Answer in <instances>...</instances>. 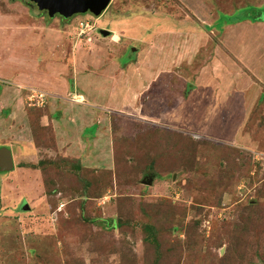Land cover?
<instances>
[{
	"label": "rangeland",
	"instance_id": "1",
	"mask_svg": "<svg viewBox=\"0 0 264 264\" xmlns=\"http://www.w3.org/2000/svg\"><path fill=\"white\" fill-rule=\"evenodd\" d=\"M262 11L264 0H111L65 19L0 0V86L25 65L51 72L16 84L29 128L0 106V147L15 155L0 172V264H264ZM210 61L215 78L198 88ZM70 90L106 112L109 166L61 150L58 115L42 123Z\"/></svg>",
	"mask_w": 264,
	"mask_h": 264
},
{
	"label": "crops",
	"instance_id": "2",
	"mask_svg": "<svg viewBox=\"0 0 264 264\" xmlns=\"http://www.w3.org/2000/svg\"><path fill=\"white\" fill-rule=\"evenodd\" d=\"M17 53H15L16 55ZM25 54V51H24ZM214 61H210L209 63H206V65H204L201 68V71L199 73V75L196 76V82H198V88H203L202 86V82L205 83L203 80H208L209 82L212 81V78H215V76L211 75V73H207V69L210 67H213ZM66 68L68 70L69 73H71V69L72 67L67 64ZM228 65H225L224 68L225 70H229ZM26 69L25 72H22L20 75H15L13 79L11 78H6L4 79L5 82H8L10 85H4V86H0V106L3 105V109H5L4 107H9L10 109H12V113H9V118L11 119L13 116V114L15 115V122L19 123L22 120L26 122L25 126L26 127H30V118L27 115V112L25 111L26 109H23L20 107V104L23 103V101H25V98L23 99L24 95H22L21 92H23V88H19L16 85L19 81H20V77L22 78L24 75H33V74H37V72L42 73L43 75H45L46 77H51V72H48V69H43V70H39V68L37 66L33 67L31 69H27L29 67H27L25 65L24 67ZM77 68V66H76ZM32 70V71H31ZM51 70V69H50ZM78 71V70H77ZM94 74L96 73H92L89 72L87 74V76H84V78H81V76L77 73L76 76V82H80L82 79L84 80H88V79H92V78H96V77H92ZM126 75V73H122V74H118V76H112L114 78L112 79H108L109 81H115V82H119L122 81V77ZM52 77H57L55 74ZM64 78L63 82H64V86L68 85V81H67V77H65V75L61 76V78ZM87 77V78H86ZM121 77V79H120ZM126 77V76H125ZM119 78V79H118ZM128 79V77H127ZM66 80V81H65ZM205 80V81H206ZM17 81V82H16ZM98 81V80H97ZM100 82V81H99ZM15 85V86H14ZM54 87H58L56 85L50 84V90H48V92H59V89L55 88V89H51ZM72 86V85H71ZM217 87V86H216ZM16 88V89H15ZM19 88V89H17ZM132 88V86H131ZM67 88L64 87L63 88V92H65ZM69 89V88H68ZM104 88H102L101 90L103 91ZM126 89V88H125ZM20 90V97L22 95V97L20 98L17 95V91ZM131 91H133V88L130 89ZM8 92L12 93V97L8 98V102L5 101L4 98H6V94ZM72 90H70V95H71V99L69 98H61L58 99L56 97H52L50 99H52L49 103V108H47V110L42 113L41 118L42 119V123H43V119H50L51 118V114H56L59 116V118L57 119H52L51 121L53 125H54V136L56 140V143L58 145V147L63 150L66 149V151L68 152H79L81 154V152H84V156L86 157L85 159H87L90 162H94L96 164H100L102 166H109V161H110V157L112 160L113 157V142H112V136L109 132L110 128L108 127V124L106 123L107 121V115L105 114L106 112H103L102 108L100 109L99 106H95L90 102H86V103H80L81 100H83L86 96H84L81 93H74L71 92ZM46 92V91H45ZM47 92V93H48ZM48 93V94H49ZM79 97L80 100H75L74 97ZM50 97V96H49ZM74 98V99H73ZM87 99V97H86ZM66 100V101H65ZM69 100V101H68ZM21 102V103H20ZM185 103H187L186 101H184ZM135 102H133L131 100V105H134ZM111 106L113 107V105L111 104ZM20 107V108H19ZM192 114V113H191ZM37 116V115H36ZM16 117H18V119H16ZM22 118V119H20ZM13 119V118H12ZM37 121V117L35 118ZM44 124V123H43ZM57 128H56V125ZM69 130V131H68ZM230 142H232V140H229ZM7 146V145H6ZM4 146V147H6ZM9 148V147H8ZM27 148V147H26ZM28 148H33L31 144H29ZM12 155H13V160L15 161V155L14 152L11 150ZM70 155V154H68ZM80 156V155H78ZM80 159L82 158L81 156L79 157ZM113 161V160H112ZM15 165V162H14ZM109 169V168H108ZM23 210V209H22ZM23 211H27V210H23ZM3 215V212L0 213V216Z\"/></svg>",
	"mask_w": 264,
	"mask_h": 264
},
{
	"label": "water",
	"instance_id": "3",
	"mask_svg": "<svg viewBox=\"0 0 264 264\" xmlns=\"http://www.w3.org/2000/svg\"><path fill=\"white\" fill-rule=\"evenodd\" d=\"M37 5L40 11L46 12L52 18L60 16L69 19L72 16L80 13H92L100 16L110 5L111 0H27ZM102 33L107 36L105 31ZM14 160L12 152L7 147H0V172H10L14 170ZM153 178L149 181L145 180L142 183L150 185ZM23 210H29L28 204L22 206Z\"/></svg>",
	"mask_w": 264,
	"mask_h": 264
},
{
	"label": "trees",
	"instance_id": "4",
	"mask_svg": "<svg viewBox=\"0 0 264 264\" xmlns=\"http://www.w3.org/2000/svg\"><path fill=\"white\" fill-rule=\"evenodd\" d=\"M263 12V11H262ZM264 13V12H263ZM244 19H246L245 17H243V19L242 18H230L228 21H227V23H232V22H235V21H237V20H244ZM252 20H254V21H264V16H263V14L262 15H257V16H254V17H252ZM36 111H38V110H36ZM39 112V117L42 115V112L43 111H41V110H39L38 111ZM31 120H33V119H31L30 118V124H31ZM117 163V162H116ZM151 177H153V176H151ZM154 179V178H153ZM153 182H154V180L152 181V184H153ZM142 184H144V183H142ZM152 184H150V185H147V184H144V185H147V186H151ZM148 229V225H146L145 226V231ZM153 233V232H152ZM151 237H152V242H154L155 243V241H157V237H156V234L154 233V235H151Z\"/></svg>",
	"mask_w": 264,
	"mask_h": 264
},
{
	"label": "clouds",
	"instance_id": "5",
	"mask_svg": "<svg viewBox=\"0 0 264 264\" xmlns=\"http://www.w3.org/2000/svg\"><path fill=\"white\" fill-rule=\"evenodd\" d=\"M27 1V0H26ZM30 2V1H29ZM31 3H33V2H31ZM111 3V2H110ZM33 4H35V3H33ZM36 5V4H35ZM37 6V5H36ZM109 7V6H108ZM38 8V7H37ZM41 12H44V11H41ZM48 15V14H47ZM102 15V14H101ZM58 16V15H57Z\"/></svg>",
	"mask_w": 264,
	"mask_h": 264
}]
</instances>
